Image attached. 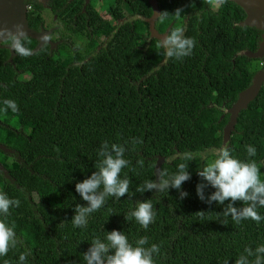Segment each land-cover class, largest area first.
Wrapping results in <instances>:
<instances>
[{"label":"trees","instance_id":"obj_1","mask_svg":"<svg viewBox=\"0 0 264 264\" xmlns=\"http://www.w3.org/2000/svg\"><path fill=\"white\" fill-rule=\"evenodd\" d=\"M45 1L57 15L73 9L71 21L62 20L66 40L49 39L53 45L44 42L36 49L38 40L27 36L32 54L13 50L11 61L8 40L0 42V191L20 200L8 217L20 243L0 264H17L26 250L28 264H86L83 254L91 241L113 229L130 241L147 236L146 246L158 244L156 264H235L245 247L264 244V221L235 224L229 216L224 225L216 213L223 206L201 200L196 191L202 180L197 171L224 145L229 109L263 66L262 58L244 53L256 51L262 30L239 24L247 16L243 7L233 0H216V8L211 0H156L159 13L169 15L163 21L156 17L155 30L168 34L183 27L196 41L190 56L165 59L158 54L160 38L150 35L145 20L153 13L148 0H109L105 10L88 4L83 11L77 0H24L35 31L44 29ZM177 8L184 9L179 18L171 14ZM6 100L19 110L5 112ZM134 138L142 143L133 144ZM104 141L127 142L130 164L122 175L132 180L130 192L158 180V158H164L160 168L173 173L184 162L178 155L192 153L191 177L181 186L188 195L181 199L171 188L109 197L86 227H74L76 204H87L75 184L96 171ZM225 144L241 159L249 158L246 145L252 144L257 155L251 159L264 161V84L238 112ZM261 173L264 178V166ZM32 179L40 182L34 191ZM214 190L205 188V195ZM144 199H152L157 213L148 229L125 219ZM199 211L206 212L204 219ZM259 212L264 215V208Z\"/></svg>","mask_w":264,"mask_h":264},{"label":"clouds","instance_id":"obj_2","mask_svg":"<svg viewBox=\"0 0 264 264\" xmlns=\"http://www.w3.org/2000/svg\"><path fill=\"white\" fill-rule=\"evenodd\" d=\"M219 2L223 4L226 0ZM183 13V8H177L171 14L179 18ZM156 15L160 21H163L167 19L169 12L164 10ZM2 32H7L8 43L17 54L25 57L32 54L27 46V34L22 25H16L14 32L0 30V34ZM184 32L183 27H177L164 35L158 44V48L163 52L158 54L163 55L165 59H182L190 56L196 41L185 36ZM4 104L5 112L9 108L13 112L19 110L14 100H6ZM136 143L142 141L134 138L133 144ZM125 144H109L108 141H104L98 150L101 159L95 166L96 171L75 184L76 192L87 204H76L75 214L71 219L74 227H86L88 217L100 210L109 197L120 199L126 194L131 197L135 192L144 193L152 190H156V193H168L171 188L180 191L181 199L188 195L186 191H181V186L191 177L188 162L195 160L192 153L184 152L178 155V158L184 162L177 166L175 172L169 173L167 169L160 168L155 172L158 180H146L135 188V192H130L132 180L129 176L122 175L123 170L130 164L125 158ZM246 152L249 158L241 159L233 155L232 149L224 144L215 151V158L197 171L202 178L196 186L197 195L209 204L216 202L223 206V211L216 213L218 220L221 216L225 218L221 221L224 225H227L226 218L229 216L235 224L249 219L255 221L257 225L264 221V215L259 212L260 208H264V178L261 173L264 161L257 162L251 159L257 155V148L254 145H246ZM138 163L143 166V161ZM209 186L215 190L206 196L204 189ZM237 201L242 202L243 206L237 207ZM19 206V199L11 198L6 192L0 191V257L7 256L9 251L20 243L15 225L8 221L10 209ZM197 214L204 219L206 212L199 211ZM156 215L152 199H144L135 203L134 209L125 214V219L130 221L134 218L142 228L148 229L149 225L154 223ZM148 244L147 236L133 242L124 231L113 229L106 231L103 239L94 238L83 257L86 264H156L154 254L160 253V246L156 243L146 246ZM30 255V250L21 252L17 264H28ZM5 264L8 262L5 261ZM224 264H229L228 260H225ZM235 264H264V244L258 245L255 249L245 247L243 253L235 259Z\"/></svg>","mask_w":264,"mask_h":264},{"label":"water","instance_id":"obj_3","mask_svg":"<svg viewBox=\"0 0 264 264\" xmlns=\"http://www.w3.org/2000/svg\"><path fill=\"white\" fill-rule=\"evenodd\" d=\"M237 4L243 7L247 16L246 18L239 22L240 25H250L256 26L262 30L261 40L258 44L256 51H244V53L250 57H259L263 59L262 68L255 73L252 78V83L238 95L236 102L229 109L230 119L223 128V144H225L229 138L233 125L236 121V116L240 109L247 106V103L252 100L258 93L262 84H264V0H233ZM152 7V15L145 18L149 24V31L151 36L162 38L164 34H159L154 28V20L159 13L158 5L156 0H148ZM27 6L24 0H0V30H11L15 31L16 25H22L27 36L33 37L38 40L36 49H38L44 42L53 43L47 39L46 35L51 32V30L41 29L40 31H35L28 26L26 18ZM7 32H2L0 34V42L7 39ZM46 37V39H45ZM10 56L9 61L12 60L14 51L9 45ZM1 148H4L0 145ZM164 161L163 157L157 159L155 164V172L160 168L161 163Z\"/></svg>","mask_w":264,"mask_h":264},{"label":"flooded vegetation","instance_id":"obj_4","mask_svg":"<svg viewBox=\"0 0 264 264\" xmlns=\"http://www.w3.org/2000/svg\"><path fill=\"white\" fill-rule=\"evenodd\" d=\"M68 1H71V0H68ZM81 1V4H82V10H84L85 6L88 5V4H91L92 6L100 9V10H105V8L102 7V1L103 0H77L76 3H75V6L78 5V3ZM46 2V1H45ZM110 4V2H109ZM108 4V6H109ZM47 7V9L50 11V14L52 15L53 17V21H54V25L48 27L46 26L45 22H44V29L45 30H48L49 28L51 29V32H49L46 36L48 39L52 40V41H55L56 43L57 42H60V41H63V40H66V33H65V29H64V23L63 21L66 19L67 22H70L71 20L69 19V13L71 11H73V9H69L70 12L66 13V14H62L60 13V15H57L55 13H53L50 9V7L47 5V2L46 4H44L42 10L40 11L41 15H42V11L45 10V8ZM31 7L27 5V9H30ZM107 9V8H106ZM43 17V15H42ZM77 17L74 15L73 16V20H75ZM80 20L82 19H85L86 21H88L89 19L85 18V16H79L78 17ZM44 19V17H43ZM63 20V21H62ZM45 21V19H44ZM117 23L119 21H116ZM57 46V44H56Z\"/></svg>","mask_w":264,"mask_h":264},{"label":"rangeland","instance_id":"obj_5","mask_svg":"<svg viewBox=\"0 0 264 264\" xmlns=\"http://www.w3.org/2000/svg\"><path fill=\"white\" fill-rule=\"evenodd\" d=\"M109 0H103L101 3V5H102V7L103 8H107L108 7V4H109ZM211 6H212V8H216L217 7V2H216V0H211ZM42 15H43V17H44V19H45V24H46V26H48V27H50V26H52V25H54V21H53V17H52V15L50 14V11L47 9V7L45 8V10H43L42 11ZM48 30H51L50 28L48 29ZM24 77H27V75L25 74L24 75ZM230 139V138H229ZM215 157H211V158H209V162L212 160V159H214ZM40 186V182L38 181V180H36V179H32V182H31V185H30V187H31V189L34 191V190H36L38 187Z\"/></svg>","mask_w":264,"mask_h":264}]
</instances>
